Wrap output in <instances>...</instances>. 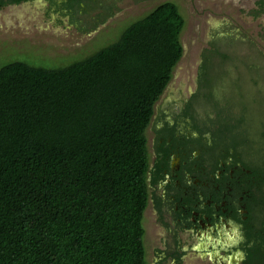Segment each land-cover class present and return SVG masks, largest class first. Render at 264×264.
Listing matches in <instances>:
<instances>
[{
    "label": "trees",
    "instance_id": "16d2710c",
    "mask_svg": "<svg viewBox=\"0 0 264 264\" xmlns=\"http://www.w3.org/2000/svg\"><path fill=\"white\" fill-rule=\"evenodd\" d=\"M29 1L0 0V8ZM256 5L254 18L264 0ZM183 27L177 5L165 1L76 61L0 66V264H147L143 217L155 180L148 182L147 130L183 57ZM207 58L198 88L163 131L174 140L180 132L186 144L187 133L215 126L211 141L233 155V195L247 211L245 220L238 216L244 263L264 264V149L255 160L244 152L264 99H253L255 109L239 96L233 112L221 110ZM180 254H170L175 264Z\"/></svg>",
    "mask_w": 264,
    "mask_h": 264
},
{
    "label": "rangeland",
    "instance_id": "374dc122",
    "mask_svg": "<svg viewBox=\"0 0 264 264\" xmlns=\"http://www.w3.org/2000/svg\"><path fill=\"white\" fill-rule=\"evenodd\" d=\"M165 1L175 3L184 19L180 35L184 51L155 106L154 120L162 119L165 109L178 113L183 101L194 94L204 55L208 63L203 66L212 79L219 108L233 112V100L241 96L240 101L245 98L256 109L253 99H264V14L254 18L250 13L258 0H82L78 5L66 0H36L4 6L0 8V66L12 59L42 65L76 61L113 42L128 23ZM106 14L107 21L102 24ZM96 22L97 28L92 30ZM216 48L226 58L215 53ZM258 92L261 95L256 96ZM195 106L204 116L201 103ZM211 111L209 107L208 115L213 117ZM252 117L257 126L244 152L255 160L264 149V118ZM154 135L153 129L147 131L149 144ZM143 227L147 264H154V251L162 247L158 234L164 231L154 221L151 203L144 212ZM170 261L163 264H172ZM183 264L203 263L190 257Z\"/></svg>",
    "mask_w": 264,
    "mask_h": 264
},
{
    "label": "flooded vegetation",
    "instance_id": "af4514ba",
    "mask_svg": "<svg viewBox=\"0 0 264 264\" xmlns=\"http://www.w3.org/2000/svg\"><path fill=\"white\" fill-rule=\"evenodd\" d=\"M169 110L163 111L159 121L154 120V114L148 128L155 132L152 143L148 138V182L155 178L149 204L154 221L164 231L158 234L162 247L154 251V264L157 260L175 264L171 253H181V264L190 257L203 264H245L244 226L238 216L245 220L247 211L242 197L233 195V155H228L222 144L212 143L213 126L205 132L209 137L193 131L187 133L186 144H181L177 130L179 136L174 140L163 131L165 122L172 126L171 116L178 114ZM189 121L182 120L181 126L187 128Z\"/></svg>",
    "mask_w": 264,
    "mask_h": 264
}]
</instances>
